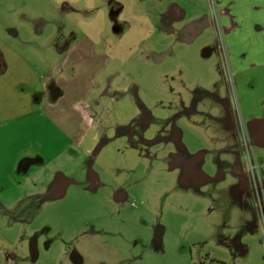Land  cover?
<instances>
[{"label": "rangeland", "instance_id": "rangeland-1", "mask_svg": "<svg viewBox=\"0 0 264 264\" xmlns=\"http://www.w3.org/2000/svg\"><path fill=\"white\" fill-rule=\"evenodd\" d=\"M213 1L212 30L186 41L184 86L172 97L163 38L157 56L139 55L132 73L149 93L139 105L152 114L127 143H150L134 164L131 150L115 154L128 176L119 182L42 117L37 75L75 30L70 14L56 0H0V37L31 80L15 90L31 116L0 120V203L34 194L17 202L23 210L0 207V254L19 253L21 264H264V84L239 82L228 18Z\"/></svg>", "mask_w": 264, "mask_h": 264}, {"label": "crops", "instance_id": "crops-1", "mask_svg": "<svg viewBox=\"0 0 264 264\" xmlns=\"http://www.w3.org/2000/svg\"><path fill=\"white\" fill-rule=\"evenodd\" d=\"M56 1L64 6L65 14H70L75 30L58 39L56 62L48 71L37 75L41 86L42 117L53 128L67 134L71 144L108 176L123 182V177L128 176L122 159L118 161L115 154L124 147L131 150L134 164V158L139 159L141 149L145 150L150 143L146 139L142 144L145 146L135 143V135L133 141L127 143V136L140 128L142 119L149 127L147 117L142 116L152 114L147 107L142 110L139 105L149 93L141 89L132 73L139 71L137 59L142 51L157 56L155 46L163 38L166 96L172 97L174 87L184 86L186 65L182 53L186 41H197L212 30V1ZM219 2L223 17L228 18L227 33L239 82L249 84L257 80L264 84V0ZM14 52L8 43L0 41V58L6 69L4 72L0 69V106H7L6 112L0 110V120L9 124L31 116L29 98L25 101L15 98L18 85H27L31 80L22 65L12 63L14 59L10 55ZM9 73L12 78L8 80ZM6 90L9 96H2ZM180 102L183 103V99ZM166 107L174 109L177 106ZM6 126L0 123V129L4 130ZM116 140L121 141L119 149ZM38 159L25 157L22 162L34 164ZM40 160L46 159L40 155ZM59 174L57 181L61 179ZM33 195L11 194L0 207L7 208V212L23 210L28 202L21 204L23 201L19 200ZM17 202H21L19 206H16ZM3 254H0V264L4 263L3 258L7 259V264H21L19 253L16 256Z\"/></svg>", "mask_w": 264, "mask_h": 264}, {"label": "flooded vegetation", "instance_id": "flooded-vegetation-1", "mask_svg": "<svg viewBox=\"0 0 264 264\" xmlns=\"http://www.w3.org/2000/svg\"><path fill=\"white\" fill-rule=\"evenodd\" d=\"M17 36V35H16ZM0 41L2 42V43H4V44H6L7 43V40H5L3 37H1L0 38ZM0 69H1V71H5L6 69H5V64H4V61L0 58Z\"/></svg>", "mask_w": 264, "mask_h": 264}, {"label": "built area", "instance_id": "built-area-1", "mask_svg": "<svg viewBox=\"0 0 264 264\" xmlns=\"http://www.w3.org/2000/svg\"><path fill=\"white\" fill-rule=\"evenodd\" d=\"M212 1V5H214V1L213 0H211Z\"/></svg>", "mask_w": 264, "mask_h": 264}]
</instances>
